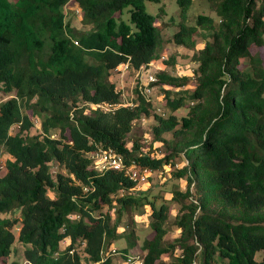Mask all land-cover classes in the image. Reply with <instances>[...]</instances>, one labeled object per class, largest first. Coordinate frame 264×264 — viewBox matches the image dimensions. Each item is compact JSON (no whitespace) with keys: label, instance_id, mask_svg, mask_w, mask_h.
<instances>
[{"label":"trees","instance_id":"obj_1","mask_svg":"<svg viewBox=\"0 0 264 264\" xmlns=\"http://www.w3.org/2000/svg\"><path fill=\"white\" fill-rule=\"evenodd\" d=\"M71 1L84 28L66 19ZM152 1L162 3L155 13L145 0H0V154H10L0 213L19 212L0 216L1 264L17 241L23 264H115L112 242L134 209L149 212L153 231L143 264H264V0H175L176 15L165 0ZM195 1L205 7L192 17ZM169 42L192 48L196 66L190 75L155 74L153 84L193 83L173 96L166 90L171 109L186 101L189 109L158 117L156 139L168 149L155 156L137 139L129 145L135 121L152 116V100L137 91L125 104L110 77L124 64L149 65ZM101 103L112 106H93ZM33 117L42 133L30 134ZM100 148L121 155L125 168L96 169L88 154ZM53 163L63 171L54 175ZM131 164L169 165L171 177L185 180L170 198L173 240L164 238L170 204L135 192Z\"/></svg>","mask_w":264,"mask_h":264},{"label":"rangeland","instance_id":"obj_2","mask_svg":"<svg viewBox=\"0 0 264 264\" xmlns=\"http://www.w3.org/2000/svg\"><path fill=\"white\" fill-rule=\"evenodd\" d=\"M147 10L150 13H155L158 8L162 5V3H156L152 0H145ZM165 4L167 5V9L170 14L176 15L179 9L175 0H165ZM201 7H205L202 3H198L195 1L194 8L192 13V17H195V14L200 10ZM66 11V19L69 20L72 26L76 28H84L82 23V12L79 9L77 3L74 1L69 2L65 6ZM130 10L125 9L123 13V18L127 19L129 16ZM197 47L202 46V41L199 37H197ZM257 50L256 46L251 47V51L255 52ZM194 50L192 48H188L184 45H178L173 42L167 43L160 52V57L155 61L151 62L149 65L144 66L141 70H135L130 67H126V65H121L115 70L112 71L110 79L115 83L116 88L121 91V100L125 104H132L137 99L138 92H141L140 85L146 83L148 74H156L160 71H166L168 73L174 75H190L193 73V69L196 66V63L193 61ZM264 56V52H263ZM190 85H186L184 87H176L170 85L163 84H151L152 91L149 93L148 97L152 100L153 109L152 116L150 117H142L135 121L134 127L129 134V145H131L132 141L137 139L142 147L143 152L151 153L155 156H162V154L168 149L167 145H164L161 140L156 139V133L154 132V127L159 124V116L168 117L170 114H176L178 117L186 115L188 112V104L189 101H186L183 106L180 108L173 110L167 104L166 98V90L171 91V96L174 93L181 92L185 88L192 87ZM142 93V92H141ZM7 98V97H6ZM30 114L31 112L28 111ZM155 115V116H154ZM34 118V117H33ZM19 129V125H14L11 129L12 133H15ZM30 134H38L42 133L41 123L38 118H34V125L30 129ZM58 132H55L53 136L58 137ZM162 137L169 140L172 137L171 132L162 133ZM88 155H93V152ZM10 158V154L2 149L0 154V174L3 173L5 168L6 160ZM176 161L179 162L180 166L183 164V161L178 158ZM137 169L145 172L146 179L145 181L136 182L135 192L138 191H148L150 194H159L158 203L162 200L170 204L172 208V214L168 220V232L165 235V241H171L179 234V228L173 222L174 215L177 212V203L171 202L170 198L172 196V192L174 189L180 187L184 188L186 182L184 179L176 180L171 177L170 166L166 165L163 170H151L139 167L136 165ZM54 175L57 174L59 170L63 171V168L58 166L56 163L52 164L51 168ZM49 194L53 196V193L49 191ZM148 207H145V209ZM143 210V211H144ZM149 212L147 210L145 212H139L136 209L130 212V216H125L121 225L118 228V232L121 233L117 239L112 242V246L117 249L116 254L111 256L112 261L115 264H118L124 259V253L128 255L138 256L142 259L145 251L142 250L143 244L145 240L150 238L153 234L152 229L149 226L150 217L148 215ZM131 215L134 217V221L132 222L130 217ZM1 217H18L19 212L12 211L8 213H0ZM13 231L16 235L19 233V223L15 225ZM133 231V234L131 233ZM134 242V246L131 248L130 242ZM15 250L12 255L7 259V264H9L12 260H18L19 264H23L24 258L23 252L25 246L20 242H16ZM125 249V250H124ZM175 254L178 253L176 250ZM171 258L170 254H164L162 256L163 261H168ZM172 259V258H171ZM1 264V262H0Z\"/></svg>","mask_w":264,"mask_h":264},{"label":"built area","instance_id":"obj_3","mask_svg":"<svg viewBox=\"0 0 264 264\" xmlns=\"http://www.w3.org/2000/svg\"><path fill=\"white\" fill-rule=\"evenodd\" d=\"M126 67H128V64H124ZM144 68V67H142ZM140 68L139 70H141ZM157 77L154 74H148L146 83L140 85L141 92L148 97L149 93L152 91L151 84L156 82ZM94 107H101L106 110L110 109L112 105H109L107 103H101V104H95ZM93 164L94 167L98 170H106V169H117L122 170L125 168V164L123 161V158L121 155H119L117 152H115L111 148H100L93 152ZM126 172L130 175L132 179H134L136 182L139 181H145L146 174L143 171H140L137 169L135 164H131L128 167H126ZM72 216V215H71ZM75 217V216H74ZM78 217V215L76 216ZM66 243V241H64ZM72 249L71 251H73ZM115 251V249L113 250ZM118 264H143V259L139 258L138 256L133 255H127L121 262Z\"/></svg>","mask_w":264,"mask_h":264}]
</instances>
